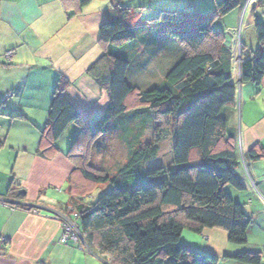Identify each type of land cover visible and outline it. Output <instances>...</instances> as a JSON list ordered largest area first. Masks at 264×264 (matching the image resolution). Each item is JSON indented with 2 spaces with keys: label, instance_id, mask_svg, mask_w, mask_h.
<instances>
[{
  "label": "trees",
  "instance_id": "obj_1",
  "mask_svg": "<svg viewBox=\"0 0 264 264\" xmlns=\"http://www.w3.org/2000/svg\"><path fill=\"white\" fill-rule=\"evenodd\" d=\"M60 2L71 19L92 0ZM213 4L206 16L158 11L150 22L161 23L184 51L163 82L143 91L132 79L141 74L146 63L140 62L143 55H135V47L145 39L126 22L128 10L109 12L99 28L102 55L86 71L106 94L108 104L90 124H85L66 96L69 81L59 76L56 82L40 133L37 154L41 157L59 151L57 143L70 126L79 129L66 155L71 162L84 158L90 141L98 148L96 152L106 151L114 142H126L134 123H149L151 127L152 142H136L126 162L115 164L113 178L110 169L102 170L95 163H88L91 171L75 167L86 183L110 185L91 204L77 202L82 198L76 199L70 192L77 216L71 220L82 238L80 247L104 264H218L216 257L181 244L186 228L200 235L208 229L221 230L229 244L239 248L247 244L251 218L227 189H244L235 172L240 158L224 115L235 101L234 57L224 45V35L214 29V23L239 8L241 0H213ZM254 32L257 48L240 62L239 73L241 81L260 85L264 77L263 21L255 23ZM134 94L137 104L129 108L127 103ZM0 102L5 101L2 98ZM168 134L170 165L149 166ZM247 156L258 160L264 155L254 149ZM233 259L240 264L261 263L259 254L238 253Z\"/></svg>",
  "mask_w": 264,
  "mask_h": 264
},
{
  "label": "crops",
  "instance_id": "obj_2",
  "mask_svg": "<svg viewBox=\"0 0 264 264\" xmlns=\"http://www.w3.org/2000/svg\"><path fill=\"white\" fill-rule=\"evenodd\" d=\"M105 1L92 0L80 14L69 19L60 0H0V101L10 95L4 103L0 102V239L3 240L0 264H97L90 256L97 257L82 249L78 240L61 243V215L73 219L66 211L69 205L73 206L70 192L77 175L66 156L68 148L65 151L59 147V151L47 152L44 157L37 153L41 139L38 140V133L45 127L59 76L69 81L66 96L85 124H90L106 109V94L86 74L89 66L102 55L98 46L99 28L108 19L109 12H113L110 6L112 9L119 6V0L115 5ZM185 1L144 0L142 6L149 11L143 13L146 17L161 10L193 9L195 14L208 15L214 8L213 0ZM251 3L252 0H241L239 8L224 17L220 26L221 30L229 31L231 39L225 37L224 45L234 57L235 101L224 115L240 158L235 172L244 186L243 190L230 189L229 193L251 218L247 244L235 247L228 243L224 231L208 229L201 233L204 241H196L192 246L224 264H240L233 259L238 253L259 254L260 264H264V156L258 160L247 156L254 149L264 155V77L260 85H254L241 81L239 73L240 62L257 48L254 25L263 20L256 11L257 5ZM144 16L138 26H133L138 33L150 28L142 20ZM9 53L11 56L7 59ZM16 115L21 117L13 118ZM23 125L26 128L21 133L28 136L26 140L33 147L38 140V146L34 151L20 150L11 142V150L3 151L12 129H16L15 139L19 135L17 128ZM69 130L77 133L79 129L70 126ZM249 177L255 183V190L250 186ZM76 179L82 182L80 173ZM9 192L11 196H7ZM64 193L68 196L66 203L55 197Z\"/></svg>",
  "mask_w": 264,
  "mask_h": 264
},
{
  "label": "rangeland",
  "instance_id": "obj_3",
  "mask_svg": "<svg viewBox=\"0 0 264 264\" xmlns=\"http://www.w3.org/2000/svg\"><path fill=\"white\" fill-rule=\"evenodd\" d=\"M98 3L99 0H97ZM101 1V0H100ZM111 4L115 5L116 2L115 0H106ZM105 1V2H106ZM139 0H119V5L116 6L112 9V5L110 6L111 11L118 9L120 11L122 8L121 7H126L125 9L128 10V20L126 22L131 26H138V24L141 23L140 18L144 16L145 11H149L147 7H143V1L140 3L138 2ZM111 2V3H110ZM187 2V0L185 1ZM103 5V3H101ZM252 6L257 5V12L261 14V17L263 18L264 22V0L261 1V3L258 4V0H252ZM187 7H185L186 9ZM187 12H191L195 14V11L193 9H186ZM117 10L115 12H118ZM144 12V13H143ZM251 12V10H250ZM250 12H248V16L250 15ZM200 14V13H198ZM211 14V12L209 13ZM208 14V15H209ZM158 15V12L156 15H151V16H144L142 20L146 21L147 24L145 25H150V28L145 29L143 31L141 29V32L138 33V37H141L142 39H145L143 42H140L136 47H135V55L137 57H142L137 58V60L140 59L141 63H145L141 70V74L139 73L135 74V77H133V82L135 84V87L140 90H146L152 88L155 84L161 83L164 80V75L166 72L169 70V68L172 66L174 63L175 59H178L179 56L182 54L184 51V48L180 42L175 39L174 37L170 36L169 31L166 30L165 28H161V23L155 24L151 23L150 21L155 19ZM206 16V15H203ZM225 21V20H224ZM223 23V19L218 20L214 23V29L216 31L221 32L224 35V38L228 36L227 40L230 38L229 31L226 29L221 30V24ZM164 26V25H163ZM146 27V26H145ZM148 33V34H147ZM160 42L158 43V41ZM231 39V38H230ZM235 40L238 48V53H239V34H235ZM148 47V48H147ZM145 48H147L145 50ZM157 48V49H156ZM146 53V55H145ZM153 53V54H151ZM151 54V55H150ZM236 55V54H235ZM147 57V60H146ZM237 58L239 59L238 55ZM241 60L239 59V62ZM139 62V61H138ZM137 104V98L134 95H132L127 103V106L131 108L132 106H136ZM26 112H29L28 110H25ZM40 115V114H39ZM9 121V120H8ZM25 121V120H23ZM142 123V122H141ZM139 122L133 124V129H132V134L126 136V142H114V144L111 146L107 147V150H103L100 152L98 151V148L93 147L94 143L90 141V143L87 144V146L84 148V158L81 159H76L73 163V166L76 167L78 166L79 168H85L88 170H92L89 168L87 165L88 163H95L97 166H99L102 170H111V176L110 178H113L116 176L115 173V164L117 165L118 163H125L126 160L129 158L128 153L130 150H133V147H135L136 142H140L141 144L145 145L146 143L152 142V133H151V127L149 126V123H143L141 124ZM26 126L23 125L21 129L17 128L18 132V137H15L14 139V130L15 128L12 129V132L8 136L7 139V145L6 148L3 149V151H10L12 148L11 142H13V145L15 146V149H20L23 150L27 148L29 151H34L35 147L38 146L39 142L38 140L40 139V132L39 138L37 142L33 144L30 141H27L26 138L28 137L23 132L25 130ZM23 129V130H22ZM67 133V134H66ZM66 136L58 142V148L61 147L63 150L67 151V148L69 143L74 140L76 136V132L71 133V130L66 132ZM20 136V137H19ZM35 136V135H34ZM24 138V139H23ZM116 139V138H115ZM85 142H88L87 140ZM37 144V145H36ZM21 147V148H20ZM34 148V149H33ZM44 148V147H42ZM158 155L157 158L154 162H152L149 166L154 167L156 165H163V166H169L171 162V137L170 134L164 136L162 141L159 143V150H158ZM83 153V152H82ZM76 169V168H75ZM76 174L78 175L80 172L76 170ZM77 175L74 176L73 178V197L77 199V197H81L82 200L77 199V202H86V204H91L95 203L104 193H106L110 185H91L86 183L85 181L81 180L77 181L76 177ZM81 177V175H80ZM76 181V182H75ZM86 183V184H85ZM85 185V186H84ZM227 189H231L227 187ZM66 191V188L65 190ZM63 193V192H62ZM82 193V195H80ZM56 199L61 201V202H67L68 201V196L66 193L64 194H56L55 195ZM75 209L73 208L72 205H69V209L67 214L71 215L72 217L75 216ZM63 215V214H62ZM66 217V216H65ZM201 243L204 241V238L200 234H195L191 232L189 229H184L181 235V244L185 246L186 248H194L195 242ZM91 259L95 260L97 264H104L103 262L99 261L97 258H94L90 256ZM219 262V259H218ZM226 263V262H225ZM218 264H224L222 261H220ZM230 264V263H227Z\"/></svg>",
  "mask_w": 264,
  "mask_h": 264
},
{
  "label": "built area",
  "instance_id": "obj_4",
  "mask_svg": "<svg viewBox=\"0 0 264 264\" xmlns=\"http://www.w3.org/2000/svg\"><path fill=\"white\" fill-rule=\"evenodd\" d=\"M11 54H7L6 58L9 59ZM10 95L7 94L3 98V101H5ZM249 181L251 184V188L255 190V183L250 179ZM77 216L73 217V219H76ZM61 219L63 221V235L61 237V243H67L69 240H78L80 243L82 241L81 236L79 235L78 228L76 227L75 223L73 220L66 218L64 215H61ZM3 242V240L0 239V243Z\"/></svg>",
  "mask_w": 264,
  "mask_h": 264
}]
</instances>
